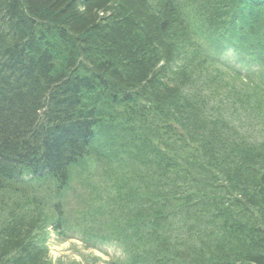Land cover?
Instances as JSON below:
<instances>
[{"label": "trees", "instance_id": "obj_1", "mask_svg": "<svg viewBox=\"0 0 264 264\" xmlns=\"http://www.w3.org/2000/svg\"><path fill=\"white\" fill-rule=\"evenodd\" d=\"M173 1L0 9V264L76 229L122 241L110 264H264V0ZM75 186L104 215L69 217Z\"/></svg>", "mask_w": 264, "mask_h": 264}, {"label": "rangeland", "instance_id": "obj_2", "mask_svg": "<svg viewBox=\"0 0 264 264\" xmlns=\"http://www.w3.org/2000/svg\"><path fill=\"white\" fill-rule=\"evenodd\" d=\"M248 49H244L241 53L234 52V56L229 53L225 57L232 64L237 63V61L234 63L236 59L242 60L245 58L248 60L250 55ZM65 204L70 216L76 218L81 217L82 207L86 206L85 202H78V199L74 196H65ZM47 233L48 235H45L43 243L49 251V264H106L110 259L123 256L114 247L104 246L102 248L103 252L91 248L94 243L89 240H87L89 242H86L88 244L84 243L85 241H82L80 233L75 234L76 236L69 241H64L49 231ZM104 253H107V256Z\"/></svg>", "mask_w": 264, "mask_h": 264}, {"label": "bare ground", "instance_id": "obj_3", "mask_svg": "<svg viewBox=\"0 0 264 264\" xmlns=\"http://www.w3.org/2000/svg\"><path fill=\"white\" fill-rule=\"evenodd\" d=\"M21 1V0H20ZM170 1V3L171 4H173L175 1H173V0H169ZM0 4H1V6H0V9H2L3 10V13L4 14H8V16L13 20V21H18V18H16V13L14 12V11H16L17 13H20V14H23V15H28L27 14V11H26V6L24 7V10H22L21 9V7L19 6V4H18V2H17V0H0ZM254 9H255V7H252V9L251 10H249V15L251 14L252 15V13L254 12ZM247 11L248 10H246V13H247ZM20 14H18L19 15V17H20ZM257 17V20H262V18L260 19L258 16H256ZM15 22V23H16ZM41 22V21H40ZM19 23V22H18ZM18 23H16V24H18ZM37 23H38V21H37ZM38 25H41V23L40 24H38ZM52 27H54V26H52ZM241 28H246V26L245 25H243V24H241ZM63 35L65 36V37H67V38H69V39H73V33L69 30V31H64V33H63ZM60 38V37H59ZM61 39V38H60ZM58 64V66H57V69L60 71L61 69H60V66L62 67L63 65H61V64H59V63H57ZM74 68H76V64H74ZM79 71H80V66H79ZM81 72H83V70H81ZM80 75V74H79ZM150 109H153V108H150ZM154 110V112H156V113H159L160 114V112L159 111H157V110H155V109H153ZM161 115H156L155 117H157V119H160V118H162V117H160ZM163 122V120H158L157 121V124H160V123H162ZM191 251L194 253V254H203V253H205L206 252V250H204L203 248H202V246L200 245V244H198V243H193L192 245H191ZM213 259H214V263H216V261H215V259H217L215 256H213ZM218 262H219V260H218Z\"/></svg>", "mask_w": 264, "mask_h": 264}]
</instances>
